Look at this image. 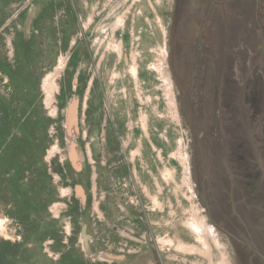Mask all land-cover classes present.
I'll list each match as a JSON object with an SVG mask.
<instances>
[{"label":"rangeland","instance_id":"obj_1","mask_svg":"<svg viewBox=\"0 0 264 264\" xmlns=\"http://www.w3.org/2000/svg\"><path fill=\"white\" fill-rule=\"evenodd\" d=\"M177 2L0 0V264H264V207L202 193L185 52L210 11L264 175V0Z\"/></svg>","mask_w":264,"mask_h":264},{"label":"flooded vegetation","instance_id":"obj_2","mask_svg":"<svg viewBox=\"0 0 264 264\" xmlns=\"http://www.w3.org/2000/svg\"><path fill=\"white\" fill-rule=\"evenodd\" d=\"M230 1L178 0L175 14L179 16L189 6L192 7L188 11L196 10L198 6L205 5L211 9L214 7L223 8ZM211 23L209 11L202 23V29H200L199 24L196 25L199 30L194 31L196 35L191 36L193 39L189 45H186L188 50H185L186 53L191 54L192 69L195 70L189 83L192 86L189 101L190 109L196 123L197 121L199 123V120L204 121V130L200 135H197L199 158L196 168L204 198L211 204V193L214 192L215 188H218L234 205L239 221L246 224L248 222L247 209L256 208L259 210L260 207H264V175L260 172L259 160L256 156L257 149L248 136L251 130L241 132L238 127L231 125L237 110L240 109L238 102L242 88L241 85H237V78L223 77L215 81L212 84L216 87L213 89L214 93H210L211 90L206 89L208 86L206 71L209 69L212 54L216 53L213 51L212 42H210ZM236 62L235 57L234 64ZM229 63L232 65V61ZM227 86L235 87L227 90ZM211 97L214 102L210 100ZM221 108L225 112L223 119L220 117ZM242 138H244L243 141ZM212 155L219 156V158H212ZM242 208L245 209V212ZM220 223L234 237L232 225L225 220H220ZM234 238L241 244L240 254L245 256L246 245L249 243L246 244L237 235ZM252 248L256 253L259 252L255 245Z\"/></svg>","mask_w":264,"mask_h":264}]
</instances>
